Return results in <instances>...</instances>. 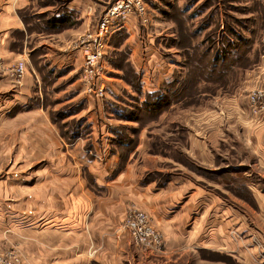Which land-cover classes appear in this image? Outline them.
<instances>
[{
	"label": "crops",
	"instance_id": "0c3cea01",
	"mask_svg": "<svg viewBox=\"0 0 264 264\" xmlns=\"http://www.w3.org/2000/svg\"><path fill=\"white\" fill-rule=\"evenodd\" d=\"M63 1L64 9L52 15L60 20L58 26L49 36L38 35L37 47L62 72L59 78L66 80L68 90H75L69 102H85L83 109L70 116L86 118L91 132L65 144L64 151L48 112L35 103L41 95L37 71L27 66L20 88L15 80L0 74V252L13 247L24 264H118L122 260L154 264L160 255L136 246L123 226L125 209L134 203L151 216L168 241L163 257L185 262L191 251L197 254L196 250L219 248L235 252L241 264H258L257 246L244 240L255 235L260 244L264 242V194L255 193L261 212L260 217L250 218L263 224L253 226L247 221L248 212L240 207V198L227 190L225 182H207L171 152L149 156L152 142L146 133L126 163L121 162L120 153L112 151L110 135L122 134L118 126L137 121L125 118L128 110L142 109L147 96L160 92L176 72L177 66L157 43L160 35L155 25L143 26L138 17L131 16L115 31L110 50L128 49L127 64L138 75L139 84L132 87L121 77L123 69L108 58V92L99 101L83 96L82 52L70 40L83 35L91 22L97 27L100 18L93 17L100 3ZM31 2L0 0V57L6 65L22 57L13 49L14 35L25 30L18 11ZM120 30L128 37L115 47ZM116 72L120 76L115 77ZM262 87L264 60L257 70L245 74L241 87L230 96L217 94L195 108L171 105L152 114L162 119L176 110L179 120L173 123L184 130L182 155L199 169L216 172L228 153L248 148L264 170V120L251 114L245 94ZM128 99H134L129 109L123 107ZM88 142L96 151L95 158L87 154ZM234 230L239 237H232ZM194 264L208 263L194 259Z\"/></svg>",
	"mask_w": 264,
	"mask_h": 264
},
{
	"label": "rangeland",
	"instance_id": "374dc122",
	"mask_svg": "<svg viewBox=\"0 0 264 264\" xmlns=\"http://www.w3.org/2000/svg\"><path fill=\"white\" fill-rule=\"evenodd\" d=\"M87 1L100 3L96 14H94L95 16H92L95 19H99L116 0ZM144 1L148 4L149 24L155 25L156 31L160 35L157 43L164 49L163 53L165 52L167 57L177 66L175 74L179 80L188 77L191 69L190 63L193 59L195 60L196 55L200 56L206 53L210 63H212L213 58L220 55V62L214 65L212 63V69H216V74L210 79L214 82L209 83V81L204 80L200 84H197V88H194L193 92L196 97L177 106L181 109L195 108L202 103L210 101L217 94L230 96V94L241 87L245 74L249 71L257 70L262 60H264V0ZM30 4L28 8L18 11L21 20L25 24V30L19 31L14 35L16 36V42L13 49L15 52L21 53L22 57H20L18 62L11 65L4 64L0 57V74L3 76L6 74V76L14 80L7 68H13L20 61H25L28 68L30 66L32 70L37 71L40 78L41 95H37L35 103H41L44 110L48 112L53 127L60 133V148L66 151L65 144L69 145L80 137L86 138L91 132V127L88 126L86 118L80 119L79 117H74L75 113H78L85 107V102L83 100L69 102V99L75 94V90H68L69 86L68 84L66 85V80L59 78L62 72L55 66H51L50 60L45 57V50L37 47L40 36H49L53 33V28L49 25L51 18H53L52 15L64 9L66 2L63 0H34ZM76 22L74 21V23ZM95 25L96 22H91L89 27L83 31V35L71 39V46L79 44L84 36L92 33L96 29ZM74 29H78V27L75 26ZM127 37L116 40L114 46L120 47V45L125 43ZM110 49L109 42L108 56H110L107 59L109 58L112 62H116L115 65L121 64L122 66H127L129 58L128 49L115 50L113 53ZM129 69L130 67L124 68L121 77H130ZM80 74L83 75V69ZM114 76H120V74L116 72ZM109 77L110 72L108 70V82ZM21 81L19 83L15 82L18 88L23 86ZM249 92L250 90H247L245 94L249 96ZM85 95L89 96L84 93L83 96ZM38 96L40 99H38ZM125 101L126 103H123L125 105L120 103L117 106L123 105V107H128L129 109L133 105L134 99ZM175 111L167 112L168 114L162 119H158L152 114L137 113L135 119L137 121L133 124H127L129 126L119 124L121 127L118 126L117 129L122 130V134L112 133L108 140L113 153H120L122 156L121 162L126 163L130 152L135 149V145L138 144L143 133H146V137L152 142L147 152L149 156L165 155L166 152H171L176 159L189 165L191 170L194 171L193 173L197 172L199 175L201 174L206 177L209 180H206L207 182L211 183V180L225 182L230 187L227 190L240 198V207L243 208L244 213L248 212V223L253 224V226H255L254 224L261 226L263 223L260 220L250 218V215L251 217H260L258 215H260L261 211L255 197L256 194L258 196H260L259 194H264V170L260 167L258 158L249 152L248 148L245 152L238 149L236 154L226 143L229 148L228 152L232 151L227 155L228 160L223 159L221 167L216 172H210L208 168V170L199 169L197 165L186 159L185 154L182 155L181 143L184 142V139H182L184 130L180 128L179 123H173L174 120L177 122L179 120L175 116ZM134 112L128 110V113ZM62 117H66L67 119H63ZM134 126H138L139 130L133 129ZM121 144H129V146L123 147L120 146ZM86 150L89 156L93 158L97 156L94 147L89 142L86 144ZM67 157L70 158L69 156ZM122 163L121 165L123 166ZM136 206L134 203H130L125 210L127 212V209ZM231 234L233 238L234 235L239 237V233L236 232L235 234V230ZM257 239V236L250 235L244 242L250 246H257L259 251L257 252L260 256L258 264H264V242L260 244ZM246 244H243V246ZM167 246L168 241L166 240L165 247L157 254L160 255L158 257L159 260H156L154 264H194V259L208 264H241L235 252L231 253L219 248L196 250L197 254L191 251L189 255H186L185 262H183L184 259L175 262L174 258H169V255L166 257L161 255L165 254ZM92 250L90 249L89 251ZM94 251L96 253V250H93L92 254ZM144 251L157 253L148 250ZM11 253L20 258L21 264H24L18 250L15 248L12 247L9 251L6 250L4 254L9 256ZM131 262L122 260L118 264H137L136 262ZM93 264L98 263L94 261Z\"/></svg>",
	"mask_w": 264,
	"mask_h": 264
},
{
	"label": "built area",
	"instance_id": "2783aa9c",
	"mask_svg": "<svg viewBox=\"0 0 264 264\" xmlns=\"http://www.w3.org/2000/svg\"><path fill=\"white\" fill-rule=\"evenodd\" d=\"M131 16L138 17L143 26L149 24L148 4L144 0H116L100 17L96 29L88 33L75 48L82 52V83L84 93L105 100L108 92V69L105 66L109 54V41L115 31ZM10 76L18 83L27 72L25 61L13 68H7ZM248 96V108L254 117L264 120V87L251 90ZM123 226L130 233L134 244L143 250L161 252L165 247L163 233L153 225L151 216L140 208L130 207L125 213ZM0 264H21L20 258L11 253L0 252Z\"/></svg>",
	"mask_w": 264,
	"mask_h": 264
},
{
	"label": "trees",
	"instance_id": "16d2710c",
	"mask_svg": "<svg viewBox=\"0 0 264 264\" xmlns=\"http://www.w3.org/2000/svg\"><path fill=\"white\" fill-rule=\"evenodd\" d=\"M59 21L60 20L56 18H51V22L49 23L50 27L55 28V26H58ZM123 37H126V33L123 30H120L116 40H119ZM110 46H112L111 41ZM207 57L208 55L206 53L200 56L196 55L195 60L193 59L190 63L191 69L189 71L188 77H184L183 79L179 80L178 76L175 74L172 78V81L167 83L160 92L149 94L147 96V100L143 103L142 109L134 110V113H128V115H125V118L134 121V119H136L137 113H147L150 115L162 108L165 109L171 105H182L187 100L195 98L196 95L193 93L194 88H197V84H200L204 80L209 81V83H213L214 81H212L210 78L216 74V69H212V63L214 65L220 62V55H217L216 58H213L212 63H210ZM117 66H120L122 69L130 67L129 64H127V66L117 64ZM129 70V74L131 75L130 77H126V80L132 85V87L137 88V84H139V77L133 72V70H131V67ZM62 118L65 119L66 117Z\"/></svg>",
	"mask_w": 264,
	"mask_h": 264
}]
</instances>
